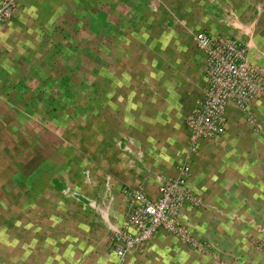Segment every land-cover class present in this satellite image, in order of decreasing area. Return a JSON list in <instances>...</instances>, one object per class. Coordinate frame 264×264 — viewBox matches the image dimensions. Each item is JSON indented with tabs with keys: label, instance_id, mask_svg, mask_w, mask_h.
<instances>
[{
	"label": "crops",
	"instance_id": "0c3cea01",
	"mask_svg": "<svg viewBox=\"0 0 264 264\" xmlns=\"http://www.w3.org/2000/svg\"><path fill=\"white\" fill-rule=\"evenodd\" d=\"M16 3L0 23V264H111L121 189L156 200L183 163L201 205L177 221L203 248L159 229L123 264H264V98L228 105L226 134L195 153L185 126L205 85L195 34L264 67V0Z\"/></svg>",
	"mask_w": 264,
	"mask_h": 264
},
{
	"label": "built area",
	"instance_id": "2783aa9c",
	"mask_svg": "<svg viewBox=\"0 0 264 264\" xmlns=\"http://www.w3.org/2000/svg\"><path fill=\"white\" fill-rule=\"evenodd\" d=\"M16 2L0 3V23L12 18ZM194 42L204 56L205 85L201 98L185 119L189 153L197 151L200 140H216L226 134L228 105L246 111L253 101L264 98V67L249 63L246 46L235 39H215L203 31L195 34ZM177 171V177L163 181L156 200L145 195L141 187L121 189L127 199L126 220L109 238V246L115 254L111 264H123L128 253L149 241L159 229L193 249L203 248L177 221L184 206L201 205L188 184L190 165L183 163Z\"/></svg>",
	"mask_w": 264,
	"mask_h": 264
},
{
	"label": "rangeland",
	"instance_id": "374dc122",
	"mask_svg": "<svg viewBox=\"0 0 264 264\" xmlns=\"http://www.w3.org/2000/svg\"><path fill=\"white\" fill-rule=\"evenodd\" d=\"M2 3V2H1ZM156 12V11H155ZM155 14V13H154Z\"/></svg>",
	"mask_w": 264,
	"mask_h": 264
}]
</instances>
